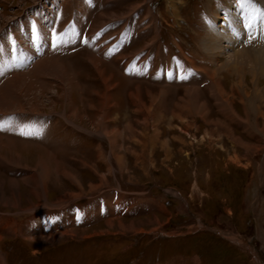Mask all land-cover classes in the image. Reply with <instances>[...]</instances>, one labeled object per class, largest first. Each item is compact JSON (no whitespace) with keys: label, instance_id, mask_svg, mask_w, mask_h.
Returning <instances> with one entry per match:
<instances>
[{"label":"rangeland","instance_id":"374dc122","mask_svg":"<svg viewBox=\"0 0 264 264\" xmlns=\"http://www.w3.org/2000/svg\"><path fill=\"white\" fill-rule=\"evenodd\" d=\"M58 1L0 0L1 39L7 41V23L15 31L24 23L29 32L32 15L45 40L37 53L20 32L34 58L16 64L0 56V264H257L230 242L245 236L264 261V58L253 56L264 57V48L244 45V30L245 38L232 35L241 43L233 45L230 35L224 47L223 26L240 16L216 15L213 0H199L225 19L209 28L196 0H105L103 8L69 0L82 29L91 19L103 44L123 29L129 45L119 56L144 59L157 38L178 48L191 73L168 83L124 74L92 45L70 54L52 49L46 24ZM63 18L60 12L54 19ZM31 113L47 116L26 121ZM162 185L181 189L187 202L165 205ZM115 189L122 200L141 201L121 213L110 204ZM74 206L83 210L80 220ZM184 228L208 229L166 236Z\"/></svg>","mask_w":264,"mask_h":264},{"label":"bare ground","instance_id":"6f19581e","mask_svg":"<svg viewBox=\"0 0 264 264\" xmlns=\"http://www.w3.org/2000/svg\"><path fill=\"white\" fill-rule=\"evenodd\" d=\"M257 2V1H256ZM53 7V6H52ZM173 11H174V9H173ZM233 13V12H232ZM31 15V14H30ZM29 15V16H30ZM32 16V15H31ZM230 20V23L229 24H231L230 26L228 25L227 26V24H225V26H223L224 27V34H222V36H224L223 38H222V41L224 42V47H226L225 46V44H226V42H228L229 41V39H230V35H231V37H232V40H230V41H232V43H233V45L235 44V45H237V44H239V43H241L242 42V40H239L238 38H237V36H232L233 35V32H232V27L233 28H235L237 31H238V34H241V36L242 37H244L242 34L243 33H241V31H243L244 29H243V26L241 25V22H240V17H236V19L234 18V19H229ZM225 32L227 33V34H225ZM230 32V33H229ZM229 33V34H228ZM212 32H209L208 33V35H210V36H208V38L206 39V44H210L211 43V39H212ZM254 35H255V38H254V40L253 41H257V29H256V31H255V33H254ZM245 38V37H244ZM253 38V36H250V40ZM52 44V43H51ZM230 49V48H229ZM247 51L246 50H244V52H242V53H246ZM254 57H259V58H264L263 57V55H261V56H255V55H253ZM6 59V58H5ZM257 60V59H256ZM46 62H42V63H39L38 65L36 64V66H37V68L38 67H40V68H44L45 66H46ZM15 67V66H14ZM40 70V69H39ZM41 71V70H40ZM57 72V71H56ZM262 72V71H261ZM38 73V72H37ZM259 73V72H258ZM36 74V73H35ZM262 74V73H261ZM16 80V79H15ZM17 81V80H16ZM14 83V82H13ZM216 83H218V82H216ZM17 84V83H16ZM10 85H12V84H10ZM4 87H5V85H4ZM8 88V87H7ZM12 88V87H11ZM11 88H10V91H11ZM26 88V87H25ZM2 89H3V87H2ZM5 89V88H4ZM9 90V89H8ZM222 90V89H221ZM1 92V91H0ZM219 92H221V91H219ZM12 93V92H11ZM222 93V92H221ZM11 95V94H10ZM258 95V94H257ZM14 96V95H13ZM15 97V96H14ZM12 98V97H11ZM13 100V99H12ZM8 106H9V104H8ZM0 107H1V105H0ZM1 110V109H0ZM3 111V110H2ZM5 111V110H4Z\"/></svg>","mask_w":264,"mask_h":264},{"label":"snow or ice","instance_id":"6c2138e0","mask_svg":"<svg viewBox=\"0 0 264 264\" xmlns=\"http://www.w3.org/2000/svg\"><path fill=\"white\" fill-rule=\"evenodd\" d=\"M239 3H240V6L241 7H245V6H248L251 8V12H250V15L253 16V18H255V16L259 15L260 17L264 18V8H256L254 7V4H255V0H239ZM247 27H251V24L249 23L247 25ZM87 41L85 40V43ZM183 78V77H181ZM3 126L0 125V130H2ZM21 134H26V135H40V131L37 130L36 132H22Z\"/></svg>","mask_w":264,"mask_h":264},{"label":"crops","instance_id":"0c3cea01","mask_svg":"<svg viewBox=\"0 0 264 264\" xmlns=\"http://www.w3.org/2000/svg\"><path fill=\"white\" fill-rule=\"evenodd\" d=\"M149 212L151 213V211H148L147 213L149 214ZM253 261V259H251ZM255 264V263H254Z\"/></svg>","mask_w":264,"mask_h":264}]
</instances>
